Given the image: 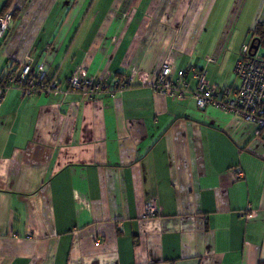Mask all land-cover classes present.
Here are the masks:
<instances>
[{"label":"crops","instance_id":"crops-1","mask_svg":"<svg viewBox=\"0 0 264 264\" xmlns=\"http://www.w3.org/2000/svg\"><path fill=\"white\" fill-rule=\"evenodd\" d=\"M9 12L0 80L44 65L62 92L13 88L0 106V264L264 263V129L152 89L164 63L238 86L264 0H14ZM79 68L133 86L71 92Z\"/></svg>","mask_w":264,"mask_h":264},{"label":"built area","instance_id":"built-area-1","mask_svg":"<svg viewBox=\"0 0 264 264\" xmlns=\"http://www.w3.org/2000/svg\"><path fill=\"white\" fill-rule=\"evenodd\" d=\"M12 22V13L8 12L0 17V39L8 31ZM258 44V43H257ZM254 44V45H257ZM252 42L237 60L234 73L239 82L238 86L219 89L208 83L203 71L196 68L174 70L169 63H164L152 89L172 100L183 101L192 96L199 109L215 107L225 110L242 120L254 124L259 130L264 129V54L260 53L261 46L255 51L251 48ZM139 80L145 82L146 76L138 75ZM191 80L196 81V87L191 89ZM134 76L124 80L118 79L110 86L105 79L94 80L87 75L84 68H79L66 80L68 90L88 95L90 98L99 93L115 95L133 86ZM61 83L51 79L44 65L32 69L31 63L16 73L8 71L0 80V106L10 89L18 88L27 97L37 95L49 96L62 92ZM235 178L241 181L245 178L244 172L237 168ZM158 209L154 204L146 208V216L155 217Z\"/></svg>","mask_w":264,"mask_h":264},{"label":"trees","instance_id":"trees-1","mask_svg":"<svg viewBox=\"0 0 264 264\" xmlns=\"http://www.w3.org/2000/svg\"><path fill=\"white\" fill-rule=\"evenodd\" d=\"M14 0H7L6 4L2 8L0 12V17L5 15L9 12V9L12 5ZM16 15V12H13L12 18ZM254 41V44L260 43V46L264 48V22H260L256 25V27L252 31V42ZM264 264V263H263Z\"/></svg>","mask_w":264,"mask_h":264},{"label":"water","instance_id":"water-1","mask_svg":"<svg viewBox=\"0 0 264 264\" xmlns=\"http://www.w3.org/2000/svg\"><path fill=\"white\" fill-rule=\"evenodd\" d=\"M259 46H260V43H258L257 45H254V41H253L252 45H251V48L254 49L255 51H257Z\"/></svg>","mask_w":264,"mask_h":264},{"label":"rangeland","instance_id":"rangeland-1","mask_svg":"<svg viewBox=\"0 0 264 264\" xmlns=\"http://www.w3.org/2000/svg\"><path fill=\"white\" fill-rule=\"evenodd\" d=\"M248 44H249V43H248ZM260 53H261V54H264V48L261 47V49H260Z\"/></svg>","mask_w":264,"mask_h":264}]
</instances>
